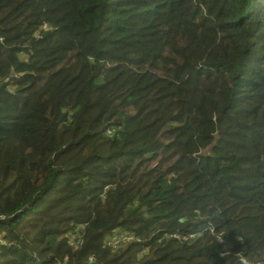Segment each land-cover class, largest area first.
Segmentation results:
<instances>
[{"label": "trees", "instance_id": "16d2710c", "mask_svg": "<svg viewBox=\"0 0 264 264\" xmlns=\"http://www.w3.org/2000/svg\"><path fill=\"white\" fill-rule=\"evenodd\" d=\"M0 264H264V0H0Z\"/></svg>", "mask_w": 264, "mask_h": 264}, {"label": "built area", "instance_id": "2783aa9c", "mask_svg": "<svg viewBox=\"0 0 264 264\" xmlns=\"http://www.w3.org/2000/svg\"><path fill=\"white\" fill-rule=\"evenodd\" d=\"M130 239H131V237H129L126 234H119L112 240V244L117 246V245H120L121 242H129ZM109 243H111V242H109Z\"/></svg>", "mask_w": 264, "mask_h": 264}, {"label": "rangeland", "instance_id": "374dc122", "mask_svg": "<svg viewBox=\"0 0 264 264\" xmlns=\"http://www.w3.org/2000/svg\"><path fill=\"white\" fill-rule=\"evenodd\" d=\"M119 234H120V233H118L117 235H119ZM117 235H116V236H117ZM125 243H128V242H125Z\"/></svg>", "mask_w": 264, "mask_h": 264}]
</instances>
